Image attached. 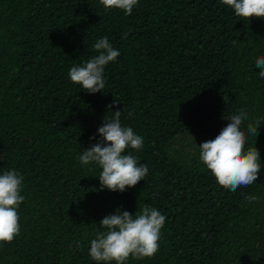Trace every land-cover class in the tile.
<instances>
[{"label":"trees","instance_id":"16d2710c","mask_svg":"<svg viewBox=\"0 0 264 264\" xmlns=\"http://www.w3.org/2000/svg\"><path fill=\"white\" fill-rule=\"evenodd\" d=\"M103 37L121 54L105 66L102 92L89 94L69 71ZM260 57L264 18L243 21L222 0H138L131 15L100 0H0V174L17 171L25 197L0 264H104L89 255L102 219L145 207L166 217L159 251L126 264H264ZM114 103L122 127L144 140L123 154L148 168L122 193L100 190L102 169L79 160ZM241 109L245 151H259L261 170L233 192L200 162L199 146ZM257 120L255 138L247 125Z\"/></svg>","mask_w":264,"mask_h":264},{"label":"clouds","instance_id":"9594fccd","mask_svg":"<svg viewBox=\"0 0 264 264\" xmlns=\"http://www.w3.org/2000/svg\"><path fill=\"white\" fill-rule=\"evenodd\" d=\"M100 3L105 9H119L131 15L138 0H100ZM222 3L233 9L243 21L264 18V0H222ZM94 49L97 55L69 71L71 82L81 85L89 94L102 92L105 88V66L116 61L121 54L107 37L99 39ZM255 67L260 69V78H264V57L256 59ZM109 108L117 110L98 129L100 141L90 149L83 150L79 160L83 165L95 163L102 169L98 178L100 190L106 188L122 193L126 188L135 187L148 173L146 166H138L135 156L123 154L129 148L140 151L144 140L131 127H122V111L118 104L114 103ZM246 118L247 113L241 109L228 119L229 123L214 140L199 146L200 162L212 173L219 186L233 192L238 187H247L257 181L261 170L259 151L255 147L245 151L246 136L241 125ZM260 124V120L255 124L249 123L248 133L256 138ZM22 183L23 177L15 170L0 174V245L10 244L20 234L18 209L25 199L21 195ZM247 199L252 203L257 197L249 196ZM165 220L166 217L154 208L145 207L135 215L116 210L100 222L105 231L99 232L91 241L89 255L93 261L104 264H126L130 257L152 258L159 251Z\"/></svg>","mask_w":264,"mask_h":264}]
</instances>
